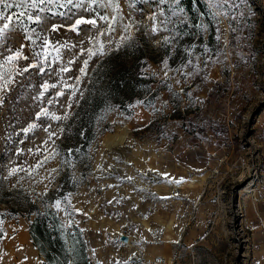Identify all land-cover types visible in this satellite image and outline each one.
<instances>
[{"label":"rangeland","instance_id":"1","mask_svg":"<svg viewBox=\"0 0 264 264\" xmlns=\"http://www.w3.org/2000/svg\"><path fill=\"white\" fill-rule=\"evenodd\" d=\"M200 1L205 4V0ZM120 3L127 14L124 0ZM244 8L251 17L250 40L232 51L242 53L247 62L230 56L223 65L207 70L206 82L197 77L184 86L203 104L188 106L182 96L174 107L160 112L137 106L130 112L114 110L106 115L103 130L91 144L84 179L66 191L73 193L72 204L81 210L74 217L78 226L61 229L63 235L85 230L80 237L92 264L97 260L114 264L132 252H136L139 264H264V0H245ZM154 10L147 0L138 3L136 18L141 24H149L148 15ZM226 26L220 24L221 29ZM60 32L58 39L77 44L81 40L87 44L92 34L83 31L77 35L63 28ZM146 38L154 46L156 57L148 60L146 67L149 73H159L153 76L155 96L169 99L160 83L164 51ZM22 42L19 35L11 41L16 48ZM193 42L199 44L200 40L189 35L181 44ZM208 43L215 44L213 34ZM180 59L178 52L170 63L175 67ZM74 72L78 74V66ZM173 86L179 91L174 82ZM27 103L20 101L17 112ZM155 104L160 107L159 101ZM128 115L131 118H126ZM9 119L8 109L0 111V137ZM27 122L25 119L23 123ZM45 136L38 131L23 147L38 145ZM10 148L0 138L4 172L10 162ZM114 157H119V162ZM28 162L35 160L28 158ZM57 166V161H52L46 167ZM109 166L114 169L111 173ZM78 169L76 175L81 176ZM163 174H168L167 178ZM126 176L135 179L132 183L118 179ZM60 177L49 185V196ZM181 178L180 183L170 182ZM22 186L28 195L44 191L43 184L28 180ZM0 214V264H44L30 239L26 217L10 214L5 204H0Z\"/></svg>","mask_w":264,"mask_h":264},{"label":"snow or ice","instance_id":"2","mask_svg":"<svg viewBox=\"0 0 264 264\" xmlns=\"http://www.w3.org/2000/svg\"><path fill=\"white\" fill-rule=\"evenodd\" d=\"M124 2L128 8L127 14L120 0H0V111L8 109L11 112V119L5 124V134L0 137L11 146V158L7 175L3 174V164L0 163V180L15 178L16 183L11 187L17 190L18 195L25 180L34 185L43 184V192L29 193L34 197L30 202H39L44 209L43 213L38 211L35 215L60 217L62 213L60 228L64 231L78 226L74 217L81 212L72 204L73 193L63 191L64 185H79L84 177L76 175V168L79 165L87 167L86 161H90L91 156L84 151L83 144L67 149L62 148L61 144L70 137L78 136L81 141H89L88 148L91 151L87 129L81 127L74 131L81 119L76 109L82 108V102L91 103L86 93L98 92L95 85L103 76L102 73L97 74L101 65L90 68L91 64L102 62L105 57L120 51L137 50L141 35L153 39L164 51L160 61L163 72L160 83L167 89L170 98L162 100L156 95L149 99L146 96L126 107L131 110L137 106H146L156 113L174 107L182 96L187 98L188 106L203 104L204 101L195 97L193 91L186 90V84L197 77L206 82L207 70L213 65H223L230 56L247 62L242 53L232 51L242 48L250 40L252 24L250 14L244 8L245 0H205L206 13L201 14L199 22L195 24L189 20L182 0H147L155 6V10L148 15L149 24H141L135 14L136 5L145 0ZM54 20L58 23H52ZM221 23H225L226 28L221 29ZM62 28L77 35L83 31L92 34L87 38V44L83 40L77 44L69 39L57 38ZM193 28L195 31H190ZM210 31L214 36V45L208 43ZM18 35L22 36L23 42L16 48L11 41ZM189 35L198 38L200 43L181 44ZM178 52L181 59L173 67L170 62ZM146 64V60L138 61L141 78L149 76ZM76 66L78 74L74 72ZM150 75L158 76L159 73L152 71ZM173 82L179 91L175 90ZM153 91L155 89H147L149 94ZM20 101L29 103L18 113ZM155 101H159V108ZM102 104L96 115L97 123L108 112L119 110V106L112 104L106 96ZM24 112L28 113L27 117L23 116ZM25 119L28 121L26 124L23 123ZM38 131L46 133L41 143L27 149L23 147ZM23 157L34 159L35 163L29 164L28 159ZM114 159L119 162V157ZM52 161H57L58 166L47 168ZM97 169L103 171L100 165ZM41 170L43 176H40ZM109 171H114L112 166H109ZM61 172L67 173L65 182L49 196V185L56 181ZM163 175L167 178L168 174ZM118 179L132 183L135 178L126 176ZM182 181L183 178L170 180L171 183ZM84 231L80 229L79 233L69 235L75 239L82 236ZM74 250L72 246L63 264H76L71 258ZM91 251L95 256V249ZM97 264L103 262L97 260ZM114 264L139 262L136 252H132L127 259L117 260Z\"/></svg>","mask_w":264,"mask_h":264},{"label":"trees","instance_id":"3","mask_svg":"<svg viewBox=\"0 0 264 264\" xmlns=\"http://www.w3.org/2000/svg\"><path fill=\"white\" fill-rule=\"evenodd\" d=\"M182 5L189 14L193 24L199 20L201 14L206 13V6L200 0H182ZM193 5H195V8ZM209 37L210 39L212 38L211 31ZM140 40L141 43L137 50L120 51L110 57H105L102 62L96 61V63L90 65V68H95L97 64H100L101 66L97 74L102 73L103 76L95 85L98 92H94L93 94L86 93L91 103L82 102V108L76 109L81 119L74 131H78L81 127L86 128V135L91 144L97 140L99 133L103 130L102 123L109 113L104 115V119L97 123L96 115L103 106L102 99L105 96L112 104L119 106V111L130 112L131 110L126 107L129 103L133 104L138 99H145L146 96L151 99L156 94L157 88L154 87L155 80L153 76L149 73L147 78H141L138 65V61L140 60H146L148 63V60L154 61L156 59L153 55L154 46L142 35L140 36ZM149 88L155 89V91L149 94L147 92ZM88 143L89 141H81L78 136H73L64 140L61 147L67 149L68 147L83 144L84 151L89 155ZM22 159L28 158L23 157ZM86 163L88 165V161ZM8 166H6L4 175H7ZM78 168H80L78 169L80 175H83L86 167L79 165ZM66 175V172L61 173L60 179L51 191L52 193H55L61 183L65 182ZM15 183V178L3 181V184L0 186V204H5L10 214L26 217L30 239L40 255L43 256L44 264H63L68 259L72 246H74L75 250L72 251L71 258L76 261V264H92L86 255L83 239L80 236L74 239L69 235V233L75 234V232H68L66 235H63L60 228V217L42 214L35 215L38 211L43 213L44 209L38 203L32 204L30 202L32 198L23 191V186L19 188L18 195L17 190L11 187ZM74 187L71 183H65L63 191H71ZM75 231L79 233L78 229H75ZM1 236L2 231L0 229V238ZM77 240L80 242L77 243Z\"/></svg>","mask_w":264,"mask_h":264},{"label":"water","instance_id":"4","mask_svg":"<svg viewBox=\"0 0 264 264\" xmlns=\"http://www.w3.org/2000/svg\"><path fill=\"white\" fill-rule=\"evenodd\" d=\"M122 239H123V240H126V237H125V236H123V237H122Z\"/></svg>","mask_w":264,"mask_h":264}]
</instances>
